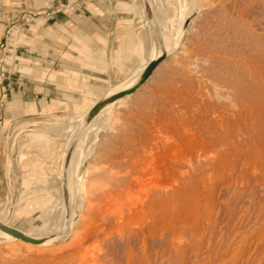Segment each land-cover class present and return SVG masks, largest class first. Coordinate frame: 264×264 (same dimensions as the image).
Returning a JSON list of instances; mask_svg holds the SVG:
<instances>
[{"label":"bare ground","instance_id":"1","mask_svg":"<svg viewBox=\"0 0 264 264\" xmlns=\"http://www.w3.org/2000/svg\"><path fill=\"white\" fill-rule=\"evenodd\" d=\"M145 4L147 19L159 31L161 48L158 50L155 42L148 41L150 54L140 66L142 69L102 99L133 87L148 66L162 55L169 58L188 24L194 20L193 10L186 17L190 22L179 23L181 26L176 29L173 41L167 37L171 27L158 9V0H147ZM183 6L181 3L182 9ZM155 11L159 14L157 17ZM241 24H238L239 28L243 29ZM251 26L243 33L247 35L242 36L248 38V41L244 39L249 45V54L243 53L248 56L241 55L246 57L245 61H239L235 67L225 65L226 73L221 66L205 61L208 66L203 69L210 73L207 81L210 92H201L196 107L179 117L169 134L162 132L165 135L156 140V148L149 144L154 148L149 157L139 158V163L135 159L134 164H137L125 174L91 172L90 179L82 184L91 200L85 213H79L71 181L80 167L75 164L79 144L87 142L82 141L83 132L101 117L103 111L144 92L146 82L155 69L164 66L165 59L135 92L106 104L90 117L97 103L93 105L81 118L78 128L72 131L64 153L59 182L58 212L62 217L59 226L43 237L16 228L28 237L40 240L37 243L0 229V240L11 243L0 251V264H238V257L244 256L248 245L252 248L258 231L264 240V33H258V28L253 30ZM239 35L241 37L242 32ZM194 61V66L199 65ZM226 62L229 61L226 59ZM91 167L86 170L91 171ZM101 181L113 186H110L112 191L117 192L115 195L111 192V197L106 195L110 199L104 202L106 193L99 191L104 197L95 193ZM240 200H244L242 206H239ZM73 228H76V238L64 243L66 245H59ZM260 244L264 259V244Z\"/></svg>","mask_w":264,"mask_h":264},{"label":"rangeland","instance_id":"2","mask_svg":"<svg viewBox=\"0 0 264 264\" xmlns=\"http://www.w3.org/2000/svg\"><path fill=\"white\" fill-rule=\"evenodd\" d=\"M161 1L163 12L159 11L167 19L168 27H171V32L167 31L168 35L170 33L167 36L169 39L175 40L173 37L176 36L175 31L181 26L180 24L183 25L187 21L190 22L186 17L193 10L195 13L194 20L188 24L185 31V34H187H184L173 53L167 58L169 60L165 59L163 61L166 62L164 66L153 71V74L145 84L146 87L142 89L144 92L141 91L138 93L139 95L133 96L130 101L124 104L117 103L108 111H103L100 114L102 119L99 116L100 118L98 117L83 132L82 141L87 140V142L81 145L82 148L81 146L79 147V155L75 159V164L80 165V167L77 175L72 178L73 183L71 181V184H74L72 185V190L73 193L75 191V204H77L76 209L79 213H85L90 203L89 200H91L87 190L82 187L83 182L90 179L91 172H106L109 175L110 173L125 174L130 167H133L132 165L137 164L136 162L134 164L135 159L139 161V158L142 160L146 156L149 157L150 151L156 148L154 145L162 138V134L165 135L167 131L169 134L173 130L174 123H178L179 117L189 114L190 110L196 107L195 105L199 101L198 97L201 92L202 94L210 92L207 83L208 79H210V73L203 69L206 67L205 65L208 66L205 61L221 66L223 73H226L225 65L235 67V64L237 65L239 61V63L244 62L248 56L244 55L245 53L249 54L248 38L244 37L247 39L246 41L242 36L247 35V30L251 24L253 23L254 29L251 26L253 30L258 28L256 30L258 33H264V0ZM181 3L184 4L183 9ZM138 12L139 21L144 27V32L141 35L139 34L140 36L138 35L139 46L137 50L136 48L132 49L131 54L135 55L136 50V55L142 64L144 59L150 54L149 42H155L158 50L161 46L158 44L160 37L158 29L150 22L145 23V19H147L146 4L144 8L142 6L138 7ZM257 23L259 24L256 25ZM238 24H241L243 29L239 28L240 25ZM244 27H247V29H244ZM244 31H246L245 34H243ZM241 32L242 38L239 37ZM174 33L175 35H172ZM217 45L219 46L217 47ZM237 55L240 56V59H238ZM241 55L246 57H241ZM222 57L229 62H234L225 63L226 59ZM194 60L201 66L198 64L194 66ZM130 62H133L132 59ZM202 64H204V67ZM126 77H123L122 80ZM131 78L117 86L115 85L118 83L102 88V94L105 92L106 94L109 93ZM191 85L194 86L191 87ZM71 106L72 104L59 106L53 113L36 117L31 120V123H16L10 129L9 156L13 162V170L6 171V180L10 184V191L0 197V220L15 228H19L23 232H31V234L35 232V235H33L37 237L52 233L62 220V217H59L60 210L58 208L60 209V206L58 201L60 196L59 182L62 179L65 161L64 153L74 133L72 131L78 128L82 117L80 113L71 111ZM176 107L180 108V111ZM186 108H189L186 111L187 113L185 111L181 113ZM90 139L92 140L90 141ZM156 140L158 141L156 142ZM149 144H152L151 146L154 148L152 147V149ZM85 146L86 149L83 150ZM140 153V157H137ZM84 166L85 170H83ZM90 166H93L94 169L91 167V171L86 170ZM99 168L104 169H102L103 171H94ZM81 170L83 171L81 172ZM98 184L99 188H101H97L98 191L95 193L97 196L103 192L104 194L106 193L105 195L103 194L105 196L103 202L110 199L107 196L111 197L117 193L114 191L115 189L112 191L111 187L113 186L108 183L101 181ZM103 195L101 194V196ZM79 197L80 200H77ZM243 201L240 200L239 206H242ZM49 221L52 222L50 223ZM259 224L260 222L257 226ZM75 232L76 228H73L72 232L70 231L66 238L59 242V245H66L73 238H76L74 237L76 235ZM258 234L261 236V232L258 231L255 234L254 243L251 245L252 248L250 249L248 245V250L245 251L244 256L238 257V264H264V259L261 256L262 244H260V242L264 244V240H261ZM9 245H11L9 241L0 240V251Z\"/></svg>","mask_w":264,"mask_h":264},{"label":"crops","instance_id":"3","mask_svg":"<svg viewBox=\"0 0 264 264\" xmlns=\"http://www.w3.org/2000/svg\"><path fill=\"white\" fill-rule=\"evenodd\" d=\"M144 5L145 0H0V51L8 32L23 25L24 14L44 12L10 41L12 61L0 82V197L10 191L6 171L13 170V125L31 123L67 104L83 117L106 96L102 88L142 69L136 50L144 32L138 7ZM158 7L163 12L161 0Z\"/></svg>","mask_w":264,"mask_h":264},{"label":"water","instance_id":"4","mask_svg":"<svg viewBox=\"0 0 264 264\" xmlns=\"http://www.w3.org/2000/svg\"><path fill=\"white\" fill-rule=\"evenodd\" d=\"M150 13V12H149ZM166 58V55H162L161 57H159V59H157L156 61L152 62L148 68L146 69V71L144 72V74L142 75L141 79L138 81V83H136L133 87H131L130 89H127L125 91H121L119 93H116L114 95H111L105 99H102L100 101L97 102V104L95 105V107L92 109L91 113H90V117L94 116L95 114H97L106 104L115 101L116 99L123 97L126 94H130L135 92V90L137 88H139L141 85H143L146 80L148 79V77L150 76V74L152 73V71L159 65V63L161 61H163ZM0 229L3 231H6L18 238H21L25 241H30V242H39L40 240L38 239H33L31 237H28L27 235H25L23 232L19 231L16 228H13L11 226L5 225L3 223L0 222Z\"/></svg>","mask_w":264,"mask_h":264},{"label":"built area","instance_id":"5","mask_svg":"<svg viewBox=\"0 0 264 264\" xmlns=\"http://www.w3.org/2000/svg\"><path fill=\"white\" fill-rule=\"evenodd\" d=\"M63 8H64L63 6L53 8L51 9V11H49V13H47V15L57 12V10L61 11L63 10ZM41 14H44V12L39 11L37 13L32 12L29 14H24L23 25L15 27L16 30L14 28L8 32L5 43L2 45V51H0V82L9 73L8 66L12 61L11 54L13 53L14 44H11L10 41H12L13 43L14 42L13 39L16 38L17 35L23 30L21 27L27 26L29 22L32 21L33 17H35L36 15H41ZM7 48L9 49L8 51L6 50Z\"/></svg>","mask_w":264,"mask_h":264}]
</instances>
